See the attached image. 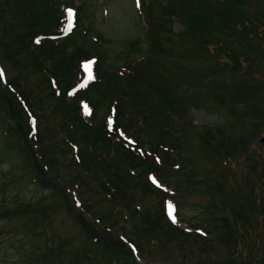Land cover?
Listing matches in <instances>:
<instances>
[{"label": "trees", "instance_id": "1", "mask_svg": "<svg viewBox=\"0 0 264 264\" xmlns=\"http://www.w3.org/2000/svg\"><path fill=\"white\" fill-rule=\"evenodd\" d=\"M167 1L170 4L162 11L161 17L168 16L169 21L171 17L180 20L184 29L179 33L180 40L189 41L190 49L196 54L192 56L199 60L205 54L216 61L203 76L219 83L220 88L229 87L238 91L250 88L243 80L236 81L234 74L238 72L244 76L257 73V64H264V57L257 58L254 53L246 52L249 48L261 46L264 37L254 34L260 23L247 22L244 27L240 24L243 16L251 13L258 0H228L222 10V6L209 4L207 0ZM63 5L73 7L74 4L72 0H0V63H8L17 71L5 83L0 79V96H6L13 102L16 122L26 134L37 162L48 179L57 182L59 175L49 174L54 177L51 178L47 176V172L51 173V169L62 159L69 167H79L80 174L89 175L95 182L98 178L96 192L103 195L108 203L116 205V209L125 213L130 220L137 218L139 225L145 228L144 232L150 230L160 239L190 236L191 234L169 222L163 203L169 193L158 189L151 179L155 178L162 186H176L179 190L197 193L199 190L191 184L192 180L186 178L188 174L196 176L202 172L192 149L197 146L213 156L212 148H216L213 143L219 142V137L221 140L236 139L238 126L231 123L227 129L222 130L220 125L215 128L195 126L190 134L195 133L201 140L192 147L191 140L187 137L190 134H183L177 129L176 121L179 116L168 110L165 114L157 115L158 110L153 112L140 100L137 93L139 84L147 82L156 74L161 54L172 52L170 47L165 48L162 43L172 41L171 36H160L162 31L165 34L171 32L162 27L167 21L160 18L162 21L154 24L152 13L147 11L149 31H144L147 35L144 40L146 47L141 36L135 49L123 52L121 48L118 59L114 60L105 47L110 41L106 42L102 34L92 32L83 4L76 8L78 13L74 28L65 33ZM257 12L259 20L264 21L262 7ZM207 29L212 30L216 42H207L203 38V32ZM229 39L235 41L234 45ZM216 43L218 50L208 52L207 48ZM240 43L244 44L245 50L239 48ZM184 53L185 57L190 56L188 52ZM85 63L91 65L93 76L86 82L82 70ZM243 63L249 65L242 68ZM29 71L37 74L48 90L49 102L46 108L35 99L32 87L27 86V79L23 74ZM230 73H233V85L228 81ZM83 106L88 114L83 111ZM148 110H151L150 116L145 112ZM251 111L259 113L254 108ZM44 113H54L57 116V129L61 132L60 138L52 141L49 149L40 144L43 137L38 136V127L34 122ZM2 125H7L9 137L2 132ZM11 136L14 141L10 143ZM241 142L242 140H237L236 145ZM66 148H70V155L66 159L62 155L54 157L48 154V150L54 153ZM235 153L233 151L231 154L236 157L246 154L242 150ZM28 156L29 149L15 133L14 123L8 113V103L0 98V167H4L1 168L6 178L5 183L12 185L27 181L31 188H39V195L35 199L17 201L13 206L4 207L0 211V221L25 220L29 224L26 233L31 247L39 252L28 258L27 263L33 264L32 261L37 262L39 258L40 263L45 264V258L53 251L49 249L51 244L43 225H48L51 216L61 208L67 211L76 224L78 221L65 206L58 191H53L48 196L57 194L61 197L60 201L46 206L42 204L47 192L40 191L45 189L31 166V161L27 160ZM218 160L219 156L216 162ZM177 163L181 167L172 170ZM213 186L220 188L219 183L211 187ZM59 187L66 193L67 189L70 191L68 185ZM68 196L71 207L79 210L81 204L76 197L72 194ZM149 197L157 199V209L148 210L144 201H148ZM257 213L258 216H263L264 210L257 208ZM98 217V223H103L100 231L111 232L113 225L108 224L107 218ZM243 223L242 215L234 219V227L241 228ZM191 227L201 228L208 234L215 233L217 237L229 235V239L231 238L230 229V233H220V229L226 228L223 218L198 221L191 223ZM82 231L84 232L83 229ZM87 237L94 241L92 235ZM98 242L104 248L100 252L98 264H108V256L113 257L122 252L104 241L96 240L93 244ZM122 259L125 264L133 263L125 257ZM58 262L56 264H70L72 261ZM51 263L49 261L48 264Z\"/></svg>", "mask_w": 264, "mask_h": 264}, {"label": "rangeland", "instance_id": "2", "mask_svg": "<svg viewBox=\"0 0 264 264\" xmlns=\"http://www.w3.org/2000/svg\"><path fill=\"white\" fill-rule=\"evenodd\" d=\"M72 1L75 10L81 4H83V9L87 10V22L92 32L102 34L106 42L110 41L105 47H107L109 56L114 60L118 59L117 55L121 48L123 52L127 49L133 50L141 36L143 41L145 40L146 33L149 31L146 20L147 11L152 13L154 24L161 22L160 18L167 21L162 27L170 29L171 32L165 34L166 32L162 31L160 36H171L172 41L162 43L165 48L170 47L172 52L161 54L156 74L147 82L139 84L137 93L140 100L153 112L158 110L157 115L165 114L168 110L179 116L176 126L183 134H190L195 126L216 127L220 125L221 130L227 129L231 123L238 126L236 139L242 140L241 144L236 145V139L221 140L219 137V142L213 143L216 147L212 148L213 156L195 146L201 140L199 136L195 133L187 136L191 140L192 147L195 146L191 152L201 166L202 172L196 176L188 174L186 178L192 180L191 184L199 191L197 193L185 192L177 189L176 186L166 188L171 196L166 201L167 213H172L170 219L173 222L174 217V224L188 231L190 223L223 218L226 228L220 229V233H230V229L231 238L229 239V235L217 237L215 233L195 237L192 236L195 233L189 232L191 235L186 238L177 236L160 239L150 230L144 232L145 228L139 225L137 218L130 220L125 213L116 209V205L108 203L103 195L96 192L98 178L95 182L89 175L80 174L79 167L75 165L69 167L62 159L51 169V173L47 172V176L51 177L52 174H56L59 175V179L56 183L49 180L58 186H70V191L67 189V193L65 192L66 197L69 199L68 195L72 194L78 202H81L78 212H81L80 214L98 231L103 225L100 221L101 224L98 223L100 218L98 216L106 217L108 224L113 225L109 235L124 237L130 242L134 250H137L135 259L139 264H264V214L258 216L257 213V208L264 210V140L261 141L262 138L264 139V64H257V73L244 76L238 72L234 74L236 81L241 79L248 83L250 88L240 91L231 90L229 87L220 88L219 83L203 76L209 72L216 61H212L205 54L202 59L194 58L192 55L196 54L190 49L189 41L180 40L179 33L184 30L180 20L171 17L169 21L168 16L161 17L162 11L167 4H170L169 1ZM263 1H256L257 5L254 4L251 13L248 12L243 16L240 24L244 27V23L259 22L260 27L256 28L254 34L257 33L258 36L264 37V21L259 20L260 15L257 12L260 7L264 12ZM207 2L222 6V10L228 0H207ZM255 6L257 9L254 10ZM62 8L63 13H70L69 6L63 5ZM203 38L207 42H216L210 29L203 32ZM229 42L233 45L235 43L233 39H229ZM143 45H146L145 41ZM216 45L217 43L208 47V52L218 50ZM239 48L245 50L244 44L240 43ZM184 51L190 56L185 57ZM246 52L254 53L257 58L264 57V38L259 48H249ZM225 58L231 60L228 57ZM248 65L246 63L242 68ZM83 68L84 70L89 69L88 64L83 65ZM0 70L6 79L17 74V71L12 69L8 63H0ZM232 74L230 73L228 77L231 85L234 84ZM23 77L27 79V86L34 90L35 99L46 108L49 102L48 90L44 88L40 77L32 71L23 74ZM252 108L259 113H253ZM151 110L145 111L147 115H151ZM34 122L38 127V136L43 137L40 144L49 149L51 142L61 136V132L57 129L59 122L57 116L54 113H44ZM5 130L6 128L2 127V131ZM12 141L14 137L11 136L10 143ZM240 150L245 151L246 154L242 153L237 157L231 154L233 151L238 154ZM68 152L70 148L54 153L48 150L49 155L54 157L62 155L65 159L67 155H70ZM217 156L220 160L216 162ZM1 167L0 211H3L6 206L15 205L17 201L32 200L39 195V188H31L27 181L12 185L6 184V178L2 173L4 167ZM171 169L175 170L174 167ZM216 183H219V189L211 187ZM40 191L46 193L43 189ZM49 194L51 193H47L44 197L43 205L56 204L60 201L61 197L57 194L50 197ZM144 204L148 210L158 208L156 198L149 197ZM240 215L245 222L242 229L234 227V219ZM182 219L184 222H181ZM47 224L43 225V228L48 234L51 244L49 249L53 253L45 258V264L49 261H52L51 264H56L59 260L70 261V259L72 261L70 264H98L102 245L99 242L93 244L95 241H90L80 225L74 222L65 209L57 210ZM27 225L29 224H26L23 219L0 221V264H28V258L39 253L31 247L30 238L26 233ZM108 257V264H125L122 258L130 259L125 252ZM32 263L41 264L39 258L37 262L32 261Z\"/></svg>", "mask_w": 264, "mask_h": 264}, {"label": "water", "instance_id": "3", "mask_svg": "<svg viewBox=\"0 0 264 264\" xmlns=\"http://www.w3.org/2000/svg\"><path fill=\"white\" fill-rule=\"evenodd\" d=\"M7 100V102L9 103V112H11V114H12V118H13V120H15V112L13 111V104H12V102H10V100H8V99H6ZM16 131H17V133L18 134H20L21 132H20V128L17 126V129H16ZM24 135V134H23ZM31 155H32V153H31ZM32 159H34V155H32ZM34 167L36 168V170H37V174L39 175V176H41L42 174H41V171H40V167H39V165H37L36 164V161H35V159H34ZM42 177V182H43V185H44V187H48V188H56L55 186H50V182L49 181H46L44 178H43V176H41ZM64 199H65V202H66V205H68V199H67V197H65L64 196ZM75 217L78 219V221H80V223H81V227L86 231V232H88L89 234H93V235H95L97 238H99V239H104V240H110V241H115L116 242V244L120 247V248H122V249H125L124 247L125 246H123L122 245V243H121V241L119 240V239H116V238H108L105 234H98L97 232H96V230L94 229V228H92L88 223H87V221L83 218V217H81L80 215H78L77 213L75 214Z\"/></svg>", "mask_w": 264, "mask_h": 264}, {"label": "snow or ice", "instance_id": "4", "mask_svg": "<svg viewBox=\"0 0 264 264\" xmlns=\"http://www.w3.org/2000/svg\"><path fill=\"white\" fill-rule=\"evenodd\" d=\"M2 75H3V73H0V76H2ZM153 183H155V180H153ZM169 215H170V217H172V213L171 212L169 213ZM173 222L175 223L174 217H173Z\"/></svg>", "mask_w": 264, "mask_h": 264}]
</instances>
